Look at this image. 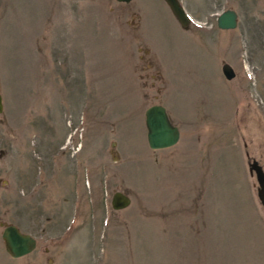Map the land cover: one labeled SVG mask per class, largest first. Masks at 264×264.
Masks as SVG:
<instances>
[{
	"label": "rangeland",
	"instance_id": "obj_1",
	"mask_svg": "<svg viewBox=\"0 0 264 264\" xmlns=\"http://www.w3.org/2000/svg\"><path fill=\"white\" fill-rule=\"evenodd\" d=\"M179 2L186 28L162 0H0V234L35 239L0 264H264V0ZM151 104L175 145L147 146Z\"/></svg>",
	"mask_w": 264,
	"mask_h": 264
},
{
	"label": "water",
	"instance_id": "obj_2",
	"mask_svg": "<svg viewBox=\"0 0 264 264\" xmlns=\"http://www.w3.org/2000/svg\"><path fill=\"white\" fill-rule=\"evenodd\" d=\"M119 3H128L131 0H115ZM181 28H186L190 22V16L186 13L179 0H162ZM218 29H234L237 25V14L233 9L226 8L215 18ZM220 71L226 79L234 76L231 66L224 62L220 66ZM2 111V100L0 95V113ZM143 121L145 126V138L150 149H162L174 145L179 139V130L173 124L163 106L151 104L144 109ZM247 171L253 175L256 181V198L264 211V172L256 160L251 159L247 163ZM130 198L121 191H114L110 198V206L113 210L127 207ZM0 237L3 241L4 250L13 258L24 256L30 253L35 247V239L22 233L12 224L2 227Z\"/></svg>",
	"mask_w": 264,
	"mask_h": 264
}]
</instances>
